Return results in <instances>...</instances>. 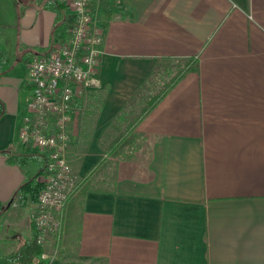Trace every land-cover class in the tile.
<instances>
[{"label":"crops","instance_id":"0c3cea01","mask_svg":"<svg viewBox=\"0 0 264 264\" xmlns=\"http://www.w3.org/2000/svg\"><path fill=\"white\" fill-rule=\"evenodd\" d=\"M14 1V49L0 45V264H20L8 254L34 228L33 205L12 196L37 165L8 156L33 151L18 138L27 63L48 51L56 19L42 0ZM91 8L101 54L85 92L106 93L97 114L94 95L77 117L72 102L66 154L77 176L104 156L98 139L136 90L135 104L148 105L182 73L124 139L128 155L101 167L99 189L63 219V253L73 264H264V0H92ZM191 62L197 68L184 70Z\"/></svg>","mask_w":264,"mask_h":264},{"label":"built area","instance_id":"2783aa9c","mask_svg":"<svg viewBox=\"0 0 264 264\" xmlns=\"http://www.w3.org/2000/svg\"><path fill=\"white\" fill-rule=\"evenodd\" d=\"M70 13L64 42L28 61L29 92L26 112L18 128L20 143L46 154L48 160L39 179L43 182L31 218L41 234L59 228V212L77 180L67 158L73 138L70 121L72 102L98 70L102 30L92 19V0H56ZM44 252L39 257L44 258Z\"/></svg>","mask_w":264,"mask_h":264},{"label":"trees","instance_id":"16d2710c","mask_svg":"<svg viewBox=\"0 0 264 264\" xmlns=\"http://www.w3.org/2000/svg\"><path fill=\"white\" fill-rule=\"evenodd\" d=\"M41 3L43 7L51 9L56 13V19L52 27L48 47V49H50L53 44L64 42L67 38L64 28L60 26L61 23L65 21L66 9L63 3L56 0H42ZM3 61L4 55L0 53V71L3 68ZM163 61L164 60H162V62ZM183 68L184 70L193 68L196 69L197 63H186V66ZM181 70L178 71L175 75H172L169 80H167L163 85L160 86V93L158 95H153L155 100L158 96H161L180 76V74L182 73ZM157 72V70L152 71L149 76L150 79L148 80H151V78H153L157 74ZM159 75H161V73ZM138 90H141V87ZM138 90H136L134 94H132V96H130V98L120 107V109L115 113L113 118L103 129L98 139V145L104 151V156L100 157L84 175L77 176L75 185L71 190L63 208L58 214L60 219L59 228L46 234L43 241L38 242L37 237L41 234V231L34 224L30 212V219L32 220L34 225V228L32 229L33 231L30 236L23 241L18 249L8 254V258L10 260L18 262L20 264H28L31 262L43 263V261H45L47 258H40L39 255L41 252H44L45 256L47 255L48 252L44 250V243L45 238L51 235L54 237V242L56 243L55 248H62L61 241H63V237L60 232L63 225V219L66 217L65 221L67 223V221H69V217L76 212L78 207L82 206L84 194L87 190L99 189L98 183H100V180L98 177L101 167H103L104 165H108L109 162L110 164H114L112 163L113 158L117 160L119 158H125L128 155L127 147L124 144V139L135 128L139 119L147 112L148 107L155 103L154 100V102H149L148 105L144 103L141 105L135 104L136 99L138 101ZM105 93V88L94 90L91 93L84 91L79 97L76 98L78 100L74 102L77 104L75 112L76 117L78 116L79 109L84 108L86 105H88L91 95H94L96 98L97 114L99 106L102 105ZM4 111V104L0 100V116L4 113ZM108 156H110L111 158H107ZM47 160L48 156L46 154L39 153L36 150H33L31 152L17 151L8 156L9 162L15 163L22 168L30 166L31 164L37 165L34 170H31L29 167L24 169V179L16 188L12 196V201H18V203L20 204L29 203L34 207L37 195L43 186V182L39 179V176L43 172Z\"/></svg>","mask_w":264,"mask_h":264},{"label":"rangeland","instance_id":"374dc122","mask_svg":"<svg viewBox=\"0 0 264 264\" xmlns=\"http://www.w3.org/2000/svg\"><path fill=\"white\" fill-rule=\"evenodd\" d=\"M18 13V5L14 0H0V45L5 43L10 52L13 51V39L12 34L16 29V20ZM34 150V149H32ZM127 151L128 148H127ZM32 170V169H31ZM34 170V169H33ZM31 212V211H30ZM50 236L46 237L49 238ZM52 241V240H51ZM56 243L54 241L50 242V251L44 258V264H73L71 257L63 253V249L55 248ZM62 251V252H61ZM74 262V261H73ZM76 264V262H74ZM81 264H98L93 260L88 261V263L83 262Z\"/></svg>","mask_w":264,"mask_h":264}]
</instances>
